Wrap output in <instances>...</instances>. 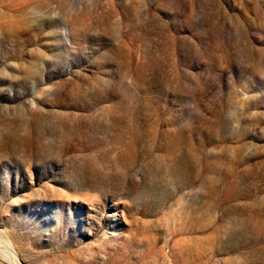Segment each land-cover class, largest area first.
Listing matches in <instances>:
<instances>
[{
    "label": "rangeland",
    "instance_id": "374dc122",
    "mask_svg": "<svg viewBox=\"0 0 264 264\" xmlns=\"http://www.w3.org/2000/svg\"><path fill=\"white\" fill-rule=\"evenodd\" d=\"M6 247L264 264V0H0Z\"/></svg>",
    "mask_w": 264,
    "mask_h": 264
},
{
    "label": "bare ground",
    "instance_id": "6f19581e",
    "mask_svg": "<svg viewBox=\"0 0 264 264\" xmlns=\"http://www.w3.org/2000/svg\"><path fill=\"white\" fill-rule=\"evenodd\" d=\"M3 251H4V254L7 256L8 260H9V258H11V259L13 258V259L17 260L16 262H18V264H21L19 262V260L17 259L15 251L12 248L6 247V248L3 249Z\"/></svg>",
    "mask_w": 264,
    "mask_h": 264
}]
</instances>
